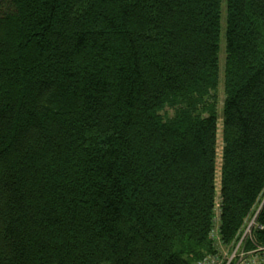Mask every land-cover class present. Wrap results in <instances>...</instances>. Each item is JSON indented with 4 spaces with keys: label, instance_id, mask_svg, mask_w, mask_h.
<instances>
[{
    "label": "trees",
    "instance_id": "obj_1",
    "mask_svg": "<svg viewBox=\"0 0 264 264\" xmlns=\"http://www.w3.org/2000/svg\"><path fill=\"white\" fill-rule=\"evenodd\" d=\"M263 192L264 0H0V264L264 245Z\"/></svg>",
    "mask_w": 264,
    "mask_h": 264
},
{
    "label": "built area",
    "instance_id": "obj_2",
    "mask_svg": "<svg viewBox=\"0 0 264 264\" xmlns=\"http://www.w3.org/2000/svg\"><path fill=\"white\" fill-rule=\"evenodd\" d=\"M259 209L258 207L254 214L245 221L242 231L237 233L230 245H223L217 233L212 231L209 237L215 246V252L207 254L194 264H264V245L255 243L251 233L254 228L258 227L255 221ZM252 244L255 251L248 249V246Z\"/></svg>",
    "mask_w": 264,
    "mask_h": 264
},
{
    "label": "rangeland",
    "instance_id": "obj_3",
    "mask_svg": "<svg viewBox=\"0 0 264 264\" xmlns=\"http://www.w3.org/2000/svg\"><path fill=\"white\" fill-rule=\"evenodd\" d=\"M223 13H224V10H223ZM223 66H224V23H223V19H222V21H221V34H220V52H219V67H220V81H219V86H218L219 87V100H222V97H223V93H222V87H223V81H222ZM220 105H221V101L219 102L218 107H220ZM217 137H218L217 138V163H219L220 162L219 159H220V154H221V148H222V146H221L222 143H221V123H220V120L218 121V133H217ZM217 179H218V177H217ZM262 201L263 200H261L260 203H262ZM259 207H261V206H259ZM252 208L256 210L255 204L253 205ZM255 210H254V212H255ZM251 233H252V236H253V231H251ZM249 248H250V251H255L256 250L254 248V245L253 244L252 245H249L248 246V249ZM225 251H227V250H225Z\"/></svg>",
    "mask_w": 264,
    "mask_h": 264
}]
</instances>
